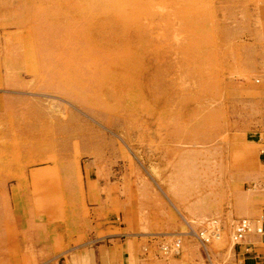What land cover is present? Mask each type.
Segmentation results:
<instances>
[{
	"label": "rangeland",
	"instance_id": "rangeland-1",
	"mask_svg": "<svg viewBox=\"0 0 264 264\" xmlns=\"http://www.w3.org/2000/svg\"><path fill=\"white\" fill-rule=\"evenodd\" d=\"M97 1L0 0V264H90L84 242L201 264L213 217L234 263L264 211V0Z\"/></svg>",
	"mask_w": 264,
	"mask_h": 264
},
{
	"label": "crops",
	"instance_id": "crops-1",
	"mask_svg": "<svg viewBox=\"0 0 264 264\" xmlns=\"http://www.w3.org/2000/svg\"><path fill=\"white\" fill-rule=\"evenodd\" d=\"M0 43H2V37L0 38ZM254 134V142H260L264 145V120L260 122L258 131H254ZM259 160L261 170L257 173L258 175L255 176V179L259 182V189L253 190V192L249 194V199H251L250 203L255 206L258 204L264 205V147L260 148ZM81 232L83 233V230ZM87 234L88 231L83 235L87 236ZM251 240L253 245L248 253H245L243 245L236 248L237 251L239 250V255L236 260L240 264H264V237L254 234L251 236ZM87 243L84 242L83 244L85 247L79 248V251H72L70 253V255H72L69 259L70 262L88 261L90 264H98L97 262H99V264H132L130 254H125L126 252L123 251V249L128 246L127 244L124 246V242H117L114 243V245L106 244L105 247H103V244H95L94 246L93 244Z\"/></svg>",
	"mask_w": 264,
	"mask_h": 264
},
{
	"label": "built area",
	"instance_id": "built-area-1",
	"mask_svg": "<svg viewBox=\"0 0 264 264\" xmlns=\"http://www.w3.org/2000/svg\"><path fill=\"white\" fill-rule=\"evenodd\" d=\"M224 220L219 217L207 218L196 232V237L204 250L201 264H240L237 260L234 263H221L209 250V245L219 239L225 229ZM231 241L236 250L238 246H244L245 253L250 251L253 243L251 236L260 235L264 237V211L256 218L242 217L235 220L232 225ZM161 252L167 257L180 256L184 249L183 235H176L170 242L164 241L160 245Z\"/></svg>",
	"mask_w": 264,
	"mask_h": 264
},
{
	"label": "bare ground",
	"instance_id": "bare-ground-1",
	"mask_svg": "<svg viewBox=\"0 0 264 264\" xmlns=\"http://www.w3.org/2000/svg\"><path fill=\"white\" fill-rule=\"evenodd\" d=\"M96 1H97V0H95V2H96ZM102 2H103V0H102ZM97 3H98V1H97ZM100 7H101L100 10H102L103 7H102V6H100Z\"/></svg>",
	"mask_w": 264,
	"mask_h": 264
}]
</instances>
